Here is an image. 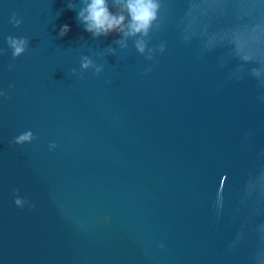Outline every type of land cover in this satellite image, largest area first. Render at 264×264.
Returning <instances> with one entry per match:
<instances>
[{
	"label": "water",
	"instance_id": "water-1",
	"mask_svg": "<svg viewBox=\"0 0 264 264\" xmlns=\"http://www.w3.org/2000/svg\"><path fill=\"white\" fill-rule=\"evenodd\" d=\"M156 2L148 60L0 0V264H264V0Z\"/></svg>",
	"mask_w": 264,
	"mask_h": 264
},
{
	"label": "clouds",
	"instance_id": "clouds-1",
	"mask_svg": "<svg viewBox=\"0 0 264 264\" xmlns=\"http://www.w3.org/2000/svg\"><path fill=\"white\" fill-rule=\"evenodd\" d=\"M80 2L82 6L77 12V20L82 23L84 30L91 33L93 37H99L101 35L108 36L111 32H119L125 38L136 37L139 34L141 38L135 40V48L148 60L154 59L156 51L160 53L165 51L164 43H160L155 49L148 48V42L145 39L149 36L150 30L157 20L159 4L156 0H111V7L116 8V12L110 10L109 0H80ZM67 6L69 9L75 8V4L72 2H69ZM125 13L127 15H125ZM10 22L13 23L14 26H19L21 20L17 19L14 13ZM69 30V25H62L59 30V36L63 37ZM6 39L8 47L12 49L13 58L21 56L28 49L29 40L26 37H14L9 35ZM116 43H119L121 47H127L124 40H118ZM4 52L5 49L0 48V54ZM109 52H114V50L110 48ZM80 65L81 78L84 70L93 69L97 75L103 70L102 65H96L94 61L86 55L81 58ZM12 67V65H9L10 70ZM150 70L149 68L145 71L147 72ZM72 72L75 74L76 69H72ZM254 74L258 73H255L254 70ZM9 87H12V85H9ZM3 95L6 94L0 91V96ZM261 99L264 100V97H261ZM34 138L33 132L28 130L17 136L13 142H30ZM55 147V143L50 144V148ZM23 203L24 202L19 198L15 199L16 205L22 207Z\"/></svg>",
	"mask_w": 264,
	"mask_h": 264
}]
</instances>
